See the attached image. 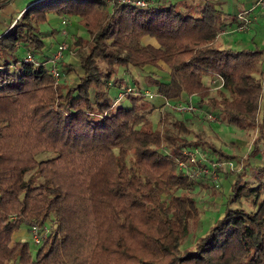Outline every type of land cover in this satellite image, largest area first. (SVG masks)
Returning a JSON list of instances; mask_svg holds the SVG:
<instances>
[{
	"label": "trees",
	"instance_id": "16d2710c",
	"mask_svg": "<svg viewBox=\"0 0 264 264\" xmlns=\"http://www.w3.org/2000/svg\"><path fill=\"white\" fill-rule=\"evenodd\" d=\"M10 1L0 0V8ZM202 1L48 0L29 6L0 36V264H264V168L252 172L257 183L244 181L248 161L264 156L262 51L221 49L223 14ZM48 14L78 17L87 33L72 43L75 83L65 82L69 64L59 68L60 81L50 73L39 35ZM146 37L155 45L144 44ZM160 64L166 77L144 82L156 96L166 103L196 97L198 107L253 135L224 212L192 248L182 246L200 214L176 160L201 139L180 119L155 128L147 118L154 105L142 104L145 89L126 94L119 85L122 100L111 95L114 69ZM204 76L222 79L214 95ZM204 147L217 163L234 157ZM242 199L250 210L237 206ZM46 224L34 252L13 240L21 225Z\"/></svg>",
	"mask_w": 264,
	"mask_h": 264
},
{
	"label": "rangeland",
	"instance_id": "374dc122",
	"mask_svg": "<svg viewBox=\"0 0 264 264\" xmlns=\"http://www.w3.org/2000/svg\"><path fill=\"white\" fill-rule=\"evenodd\" d=\"M20 0H15V4L19 5ZM24 2L25 0H21L20 2ZM243 9V8H242ZM222 12H226V10L222 9ZM229 13L235 14L236 10H228ZM244 11V10H241ZM260 12V10H245L243 14V17L249 18L253 14L257 15ZM239 15V14H238ZM53 15H49L48 18L50 21L46 23V25L49 26V30L46 31L44 24L39 25V28L41 29L40 36L43 37V44H44V56L46 58H51V56L55 53L57 50V47L61 43H65L67 46V49L64 51L58 68L62 69L63 64H69L72 67H74V71L69 73L65 76V82L68 84L75 83L77 81L78 75L80 73L79 67H78V48L73 47L72 43L80 37H87V33L82 27V30L77 29L80 25H76L77 31L69 30L68 28L70 26L68 25H62L61 22L59 24L61 27L59 28V32H61V35L52 34L50 32L51 30V24L52 20L51 17ZM224 17V16H223ZM252 18V17H251ZM256 26L261 27V32H264V20H257ZM237 28V27H236ZM249 27L246 29L249 30ZM56 31H58L57 28H55ZM70 32H69V31ZM62 31H67V33L62 35ZM81 31V34L79 32ZM246 33H239L235 32L233 33L229 38V40H233L238 44V49H253L259 47V45H255L252 43V36L254 35L253 29L251 31H248ZM248 35L249 36V42L246 44L245 42L240 41L242 36ZM80 36V37H78ZM226 36V35H225ZM227 38V37H224ZM220 45V43H218ZM230 47V46H229ZM224 48V47H223ZM236 48V47H235ZM258 49H264V45L260 46ZM168 73L167 68L160 64L157 68L155 67H145L144 69L138 70L132 67H129L128 69L119 67L114 69V72L112 74L111 80L114 82L117 81L116 86L112 88V98H116L117 92H119V88L117 86L120 85V90L123 91L124 88L130 87L136 91L135 87H140L142 89L145 88V92L152 95V98H148L149 100H144L143 105L146 108V110H149L152 108L151 104H155V109H161L160 111L156 110L154 112H151L147 118L153 123V126L157 128L158 130H161L163 128H169L170 122H172L174 119H180L185 121V124L187 127L191 130V133L199 136V139H201L202 144H200L197 149H199L201 152L206 154L209 159L213 160L212 153L208 151L207 148H205V144L212 143L217 149L221 150L224 154L232 157L231 160L234 164L233 170H223L221 168L216 170V178L215 180H212V178L207 177H201L196 179H189L193 183L192 190L190 192L191 196L194 197L196 200L197 207L199 209L200 219L198 222H190L189 224V235L186 238V240L183 243L182 249L184 248H192L197 237L203 235L209 227L214 223V221L222 215L225 209V203L226 198L228 197L230 193V184L235 179L234 173L241 170L243 166L246 165L245 158L247 157L249 151L251 150V140H252V134L250 132L238 128L235 125L230 124H222V121H214L211 122L207 120L204 115L198 114V113H177L172 109H169L166 105L160 103V99H156L158 96L155 95V88L152 86H145V77L147 75L152 76L153 78H164L166 77V74ZM202 81L205 86H209L211 95L215 94V90L213 89L216 84H212L211 79H208V76H204L202 78ZM207 84V85H206ZM123 88V89H121ZM120 97L123 98L124 94L119 93ZM156 96V97H155ZM184 97V96H183ZM185 99V98H184ZM156 100V101H155ZM186 101V100H185ZM193 103L196 104L197 98L194 97L192 100ZM120 102V101H119ZM118 102V103H119ZM118 103H114V106H117ZM124 105L129 106V101L124 100L122 102ZM153 109V108H152ZM210 111H212L210 109ZM216 117H219L223 119V115L218 114L213 110L212 111ZM186 119V120H185ZM247 132V133H245ZM249 135V137H248ZM191 137V136H190ZM242 137H246L245 141ZM247 139V142H246ZM207 142V143H206ZM232 142H235L233 144ZM246 156V157H245ZM263 156V155H262ZM37 157H40L42 159L48 157V155L40 154ZM237 157V159H236ZM257 161H260V159L256 160V157L251 158L248 161V166L245 168V177L244 181H247L251 184L257 183L256 177L257 174L254 171L255 168L258 166V164H261V166L264 168V162L257 163ZM264 161V156H263ZM254 171V172H253ZM255 176L253 177V173ZM252 177V178H251ZM253 179V180H252ZM264 182V176L263 180ZM237 206L243 207L247 210L251 209V205L244 201L242 199V202L237 204ZM48 229V224L45 225ZM20 238V239H19ZM14 241H24L28 242L32 251L35 250V245L33 244V240L31 238V235L29 234L28 227L26 225H21L19 230L13 235Z\"/></svg>",
	"mask_w": 264,
	"mask_h": 264
},
{
	"label": "crops",
	"instance_id": "0c3cea01",
	"mask_svg": "<svg viewBox=\"0 0 264 264\" xmlns=\"http://www.w3.org/2000/svg\"><path fill=\"white\" fill-rule=\"evenodd\" d=\"M20 1H19V5H16L15 0H11L7 5L0 8V36L2 34H4L9 28H11L15 24V22L18 20L19 15L25 9H27L29 6H31L33 4L44 3L48 0H25L24 2L23 1L20 2ZM144 1H146L148 4H152V5L156 4V3H162V2H165L166 4H178L180 7L188 6L191 4H197V5H200V7H201L203 2H204L202 0H144ZM205 1H210V2L215 3L216 8L220 11L222 9L226 10V12L221 11L223 16H224L223 27H222L220 33L218 34V36L216 37V44L218 45V43H220V45H218V46L221 49L242 50V49H238V47H239L238 44L235 41L233 42V40H229L228 37H230L235 32L246 33L247 30H244V31H237L236 30V27L240 23V20H238L237 16H238V14L244 13L245 10H255V9L260 10V12L257 15L253 14L251 16L252 18L249 17V19L251 20V23H250V28L248 31H251L253 29L254 35L251 37L252 43H254L256 46L259 45V47L264 45V32H261L262 31L261 27H258V25L256 26V23H255L257 20H260V21L264 20V0L262 3L260 2V0H205ZM231 8H233V10H236L235 14L231 15L229 13L228 10H231ZM241 10H244V11H241ZM49 15H53L51 17L52 24H51V30H50V32L52 34L61 35V32H59V28L61 27L59 22H62V21H65L64 25L70 26L68 28L69 30H72V31H74V30L77 31V29L82 30L81 26H79L78 28L76 27L77 24L79 25V18L78 17H69V18L66 17L65 18V17H58L55 14H48L47 15V21L48 22L50 21V19L48 18ZM46 23L44 24V26H45L46 31H48L49 26L46 25ZM55 28H57L58 31H56ZM64 32H65V34L67 33V31H64ZM65 34L62 31V35H65ZM79 34H81V31L79 32ZM78 37H80V36H78ZM224 37H227V38H224ZM80 38H85V37H80ZM249 40L250 39H249L248 35L242 36L240 39L241 43L245 42L246 44L249 42ZM143 43L155 45V41L153 39L147 38V37L143 39ZM259 47H257V49ZM244 49H248V48H244ZM259 50L262 51V56L260 58V67L262 70H264V49H259ZM208 79H210V77H208ZM111 95H112V92H111ZM116 97L118 99L117 101L122 100V98L120 97L118 92H117ZM156 99L157 100L160 99V103L164 102V100L160 97H157ZM193 99H194V97H192V100ZM166 102L167 101H165L164 103H166ZM153 105L155 106V104H153ZM156 110L160 111L161 109L160 108L159 109L154 108L152 110V112H154ZM217 116H219V115L217 114ZM218 121H222L223 122L222 124L226 125V122L219 117H217V119H216V122H218ZM245 133H247V132H245ZM251 136L253 138V135H251ZM248 137H249V135H248ZM242 138L245 141L246 137L245 138L242 137ZM246 142H247V139H246ZM232 143L234 144L235 142H232ZM235 145H236V143H235ZM257 159H260V161H257V163L263 164V162H264L263 156L256 157V160ZM257 167H262V166H261V164H258Z\"/></svg>",
	"mask_w": 264,
	"mask_h": 264
},
{
	"label": "built area",
	"instance_id": "2783aa9c",
	"mask_svg": "<svg viewBox=\"0 0 264 264\" xmlns=\"http://www.w3.org/2000/svg\"><path fill=\"white\" fill-rule=\"evenodd\" d=\"M121 3H127V4H133L138 7H144L146 5V2L144 0H117ZM262 3L263 0H260ZM238 20H240L239 25L237 26V31H244L246 30L251 20L249 18L243 17V14H239ZM62 24H65V21L61 22ZM64 33V32H63ZM67 49V46L65 43H61L58 45L57 50L55 53L51 56V58L48 59V64H50V73L53 76V78L56 81H60V73H59V62L60 59L64 53V51ZM27 61H31L32 59L29 56H26ZM218 84L215 83V81H212V84H216L214 86V89H220L223 85V81L221 78H218ZM126 94H133L134 90L130 87L125 88ZM145 95L148 98H152V95L145 92ZM166 106H168L170 109L174 110L177 113H200L204 115V117L214 122L216 121L217 117L216 115L207 109L198 107L195 103H193L191 98H188L186 101H179L175 103H166ZM183 154L185 156V160H176L178 169L183 173V175L187 176L189 179H196L201 177H209L212 178V180L217 179L216 177V170L221 168L223 170H233L234 164L232 161L228 162H222L217 163L211 159L208 158L206 154L201 152L197 148L193 149H186L183 151ZM50 228L48 229L46 226H30L29 228V234L31 235V238L33 240L34 244H40L48 235Z\"/></svg>",
	"mask_w": 264,
	"mask_h": 264
}]
</instances>
